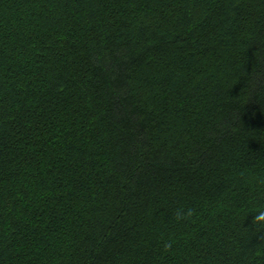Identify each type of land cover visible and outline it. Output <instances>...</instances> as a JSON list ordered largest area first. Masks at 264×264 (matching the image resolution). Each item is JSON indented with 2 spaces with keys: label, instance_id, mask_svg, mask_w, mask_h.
<instances>
[{
  "label": "trees",
  "instance_id": "16d2710c",
  "mask_svg": "<svg viewBox=\"0 0 264 264\" xmlns=\"http://www.w3.org/2000/svg\"><path fill=\"white\" fill-rule=\"evenodd\" d=\"M0 264H264V0H0Z\"/></svg>",
  "mask_w": 264,
  "mask_h": 264
}]
</instances>
